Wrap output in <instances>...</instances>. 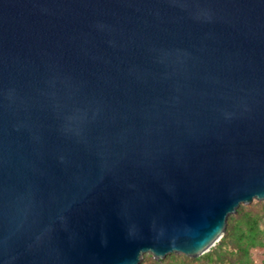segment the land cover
<instances>
[{"label":"water","instance_id":"water-1","mask_svg":"<svg viewBox=\"0 0 264 264\" xmlns=\"http://www.w3.org/2000/svg\"><path fill=\"white\" fill-rule=\"evenodd\" d=\"M264 202V0H0V264L197 258Z\"/></svg>","mask_w":264,"mask_h":264},{"label":"trees","instance_id":"trees-1","mask_svg":"<svg viewBox=\"0 0 264 264\" xmlns=\"http://www.w3.org/2000/svg\"><path fill=\"white\" fill-rule=\"evenodd\" d=\"M256 250L261 251L260 263ZM140 264H264V203L241 205L237 214L229 216L223 238L200 257L170 254L155 259L146 254Z\"/></svg>","mask_w":264,"mask_h":264},{"label":"rangeland","instance_id":"rangeland-1","mask_svg":"<svg viewBox=\"0 0 264 264\" xmlns=\"http://www.w3.org/2000/svg\"><path fill=\"white\" fill-rule=\"evenodd\" d=\"M254 203H264V202H259V201H255ZM253 204V203H252ZM251 204V205H252ZM251 205H244L245 207H249V206H251ZM256 252V259H257V263H260V261H261V251L260 250H256L255 251ZM146 255V254H145ZM145 255H144V257H145ZM152 255V254H151ZM144 257H143V259H142V261L144 260ZM153 257V256H152ZM154 258V257H153Z\"/></svg>","mask_w":264,"mask_h":264}]
</instances>
